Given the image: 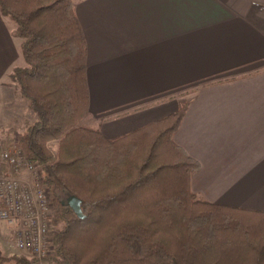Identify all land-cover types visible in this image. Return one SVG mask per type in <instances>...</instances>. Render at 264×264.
I'll return each instance as SVG.
<instances>
[{"label":"trees","instance_id":"obj_1","mask_svg":"<svg viewBox=\"0 0 264 264\" xmlns=\"http://www.w3.org/2000/svg\"><path fill=\"white\" fill-rule=\"evenodd\" d=\"M15 24L24 66L7 84L37 114L14 139L43 166L44 184L82 201L81 219L55 198L47 264H264V211L202 199L191 190L197 159L175 143L188 108L108 138L89 114L87 41L74 0H0ZM6 255L0 264H34Z\"/></svg>","mask_w":264,"mask_h":264},{"label":"crops","instance_id":"obj_2","mask_svg":"<svg viewBox=\"0 0 264 264\" xmlns=\"http://www.w3.org/2000/svg\"><path fill=\"white\" fill-rule=\"evenodd\" d=\"M74 3L88 51L83 123L116 138L188 100L174 141L200 163L191 190L264 211V0ZM18 57L0 13V97Z\"/></svg>","mask_w":264,"mask_h":264},{"label":"built area","instance_id":"obj_3","mask_svg":"<svg viewBox=\"0 0 264 264\" xmlns=\"http://www.w3.org/2000/svg\"><path fill=\"white\" fill-rule=\"evenodd\" d=\"M52 209L43 166L27 158L18 140L7 145L0 137V218L10 227V247L29 254L34 264H47L53 251Z\"/></svg>","mask_w":264,"mask_h":264},{"label":"rangeland","instance_id":"obj_4","mask_svg":"<svg viewBox=\"0 0 264 264\" xmlns=\"http://www.w3.org/2000/svg\"><path fill=\"white\" fill-rule=\"evenodd\" d=\"M9 25L11 27V30L13 31L15 28V24L12 21H9ZM15 39V43H17L18 48V59L16 60V63L14 66H24L25 61L22 55H20L19 51V38L13 37ZM4 80L6 82H10L11 80L7 76H5ZM13 90L10 95H6V97L2 96L0 97V137H4V132L6 133L8 129H10V132H14V135L17 133L25 130V122L24 120L29 119L30 121L33 118H36L37 114L32 110L31 105L25 99L21 96L20 91L18 89L12 88ZM60 198L61 200L65 201L67 199L66 192L60 188L59 186L51 188V197L53 198V212L54 213V207H55V198ZM52 231H54V227L52 224ZM10 227L7 225V222L0 218V248L3 249V252L6 255H13L20 254L24 255L25 253L15 251V249H12L9 245L10 241ZM28 256L29 254L26 253Z\"/></svg>","mask_w":264,"mask_h":264},{"label":"water","instance_id":"obj_5","mask_svg":"<svg viewBox=\"0 0 264 264\" xmlns=\"http://www.w3.org/2000/svg\"><path fill=\"white\" fill-rule=\"evenodd\" d=\"M64 204L68 205L71 209H74L76 214L81 219L84 218L85 214H84L83 209H82V201L78 197H76L74 195L67 196V199L64 201Z\"/></svg>","mask_w":264,"mask_h":264}]
</instances>
